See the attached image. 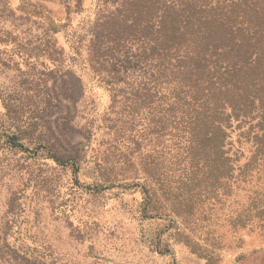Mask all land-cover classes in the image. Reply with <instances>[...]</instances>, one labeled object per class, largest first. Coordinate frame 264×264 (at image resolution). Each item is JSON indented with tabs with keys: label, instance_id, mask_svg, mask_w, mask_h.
Instances as JSON below:
<instances>
[{
	"label": "rangeland",
	"instance_id": "1",
	"mask_svg": "<svg viewBox=\"0 0 264 264\" xmlns=\"http://www.w3.org/2000/svg\"><path fill=\"white\" fill-rule=\"evenodd\" d=\"M153 1L0 0V264H264V106L194 129Z\"/></svg>",
	"mask_w": 264,
	"mask_h": 264
},
{
	"label": "trees",
	"instance_id": "2",
	"mask_svg": "<svg viewBox=\"0 0 264 264\" xmlns=\"http://www.w3.org/2000/svg\"><path fill=\"white\" fill-rule=\"evenodd\" d=\"M164 9L168 73L182 113L219 150L231 120L254 118L264 106V11L239 19L200 0H167ZM261 118L257 152H264V108Z\"/></svg>",
	"mask_w": 264,
	"mask_h": 264
}]
</instances>
